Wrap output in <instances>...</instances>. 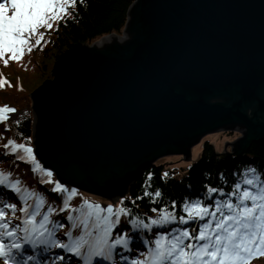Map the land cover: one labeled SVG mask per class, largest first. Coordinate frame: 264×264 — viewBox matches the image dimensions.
I'll return each instance as SVG.
<instances>
[{"label":"water","instance_id":"95a60500","mask_svg":"<svg viewBox=\"0 0 264 264\" xmlns=\"http://www.w3.org/2000/svg\"><path fill=\"white\" fill-rule=\"evenodd\" d=\"M29 97L42 167L111 203L209 133L238 132L223 155L240 157L264 137V0H134L121 34L65 50Z\"/></svg>","mask_w":264,"mask_h":264},{"label":"snow or ice","instance_id":"6c2138e0","mask_svg":"<svg viewBox=\"0 0 264 264\" xmlns=\"http://www.w3.org/2000/svg\"><path fill=\"white\" fill-rule=\"evenodd\" d=\"M76 3L77 0H0V61L5 66L10 61H20L26 51L31 52L41 44L45 32L40 29H53V22L58 26V22L71 15L69 10ZM5 85L11 86L0 76V88ZM16 111L8 104L0 106V122L8 121L10 114ZM2 147L18 160L34 164L33 172L41 168L30 144L9 138ZM42 171L49 179L41 178L39 182L54 183L50 191L62 197L59 209L52 204H47L45 209L43 195L21 186V180L13 179L11 171L0 170V186L5 190L0 192V260L3 264H28L35 260L34 255H23L25 245L32 249L43 246L45 252L58 248L81 258L83 264H92L94 257L118 264L114 258L117 249L128 253L119 256L125 264H248L254 255H264V172L254 166L232 173L238 178L231 184L230 191L225 192L222 186L205 185L203 194L186 197L179 205L180 215L176 214L177 201L171 200L170 205L151 207L150 211L156 215L144 218L133 215L132 209L125 206V200L130 199L126 197H121L116 205L107 206L85 199L81 207L73 208L69 201L77 194V189L52 181L50 170ZM167 175L164 173L161 178ZM152 177L149 172L142 195L131 199L132 205L145 197H150L152 203L162 197L159 188L148 191ZM218 179L227 183L224 173H219ZM6 192L17 197V202H10ZM213 194L217 195L210 202L204 198H211ZM65 210H69L66 220L71 222L70 229L62 233L66 240L57 235L65 224L52 218L53 214ZM74 212L78 215H73ZM122 217L125 218L123 224ZM189 221L198 223L191 228L186 226ZM72 229H78V234L74 235ZM145 234L153 235L144 238ZM64 259L63 255H54L50 264H62Z\"/></svg>","mask_w":264,"mask_h":264},{"label":"trees","instance_id":"16d2710c","mask_svg":"<svg viewBox=\"0 0 264 264\" xmlns=\"http://www.w3.org/2000/svg\"><path fill=\"white\" fill-rule=\"evenodd\" d=\"M133 1L83 0L81 2V0H77L75 7L69 10L71 15L65 20L58 22V26L57 22H53V29L47 31L40 29V31L45 32L41 44L34 47L31 52L26 51L20 61H10L7 66L0 61V76L11 85H5L0 88V106L8 104L17 110L14 118H10L6 122H0V170L11 171L13 179L21 180V186H27L38 195H43L46 198L45 209L47 204H52L57 209L61 207L62 197L50 191L53 183L39 184L37 180V169L39 168L33 172L34 164L30 161L25 163L18 160L15 154L10 152L3 154L4 149L2 146L9 138L14 139L18 143L26 142L32 146L33 115L30 93L45 79L50 78L51 68L57 56L65 50L79 43L92 44L111 33L121 34L127 19V10ZM32 43H35V37ZM16 121H19V123L17 124ZM5 125H7V130H5ZM29 137L31 139L27 140L26 138ZM163 163L155 162L152 165L145 166L133 184L128 186L127 192L123 197L130 198L125 200V206L132 209L133 215L139 214L141 218L155 216L156 213H152L150 208H159L164 204L170 205L171 200L177 201L176 214L180 215V203L186 197L195 198L203 194L205 185L222 186L227 192L231 190V184L238 178L233 176L232 173L241 172L245 166H254L264 172V137L257 143H251L248 151L240 157L218 154L215 152L213 145L205 141L198 158L188 166H172L168 168L164 167ZM149 172L153 174V177L148 191L154 192L159 188L162 192V197L156 203H152L150 197H145L143 200H137L136 205H132L130 200L142 195L144 191L143 185ZM164 173H168V175L162 179L161 177ZM219 173H224L227 183L219 181ZM48 179L47 177L46 181ZM51 180L56 181L54 173ZM67 188L72 189L71 187ZM4 191L3 187H1L0 192ZM5 194L9 197L10 202H17V197L13 194L10 192ZM89 195L77 189V194L73 196L69 203L73 208H79L83 200L91 198ZM216 195L213 194L211 198H204L210 202ZM29 202H32L31 198ZM68 211L57 212L52 217L54 220L65 224V228L57 233L58 237L64 240L67 238L62 233L69 230L71 225V222L66 220ZM73 215H78V213L74 212ZM124 219L122 217V224ZM197 223L196 221H189L186 226L195 228ZM72 231L74 235L78 234V229H72ZM152 235L145 234L144 238H151ZM134 247H138V244H134ZM140 250L143 249L141 248ZM121 254L128 255L121 249H117L114 258L119 259ZM263 262L264 256L259 255L253 262L250 261L248 264H264Z\"/></svg>","mask_w":264,"mask_h":264},{"label":"rangeland","instance_id":"374dc122","mask_svg":"<svg viewBox=\"0 0 264 264\" xmlns=\"http://www.w3.org/2000/svg\"><path fill=\"white\" fill-rule=\"evenodd\" d=\"M17 113H12L10 114V118H14L15 115ZM239 136L238 132H213V133H209L205 136H203L197 143H195L192 147H191V157L190 160L186 161L183 160V158H181L180 155H168V156H164L161 157L159 159L156 160V162H164L163 166L164 167H172V166H188L191 162H193L194 160H196L200 154V151L202 149V146L204 144L205 141L210 142L216 153L218 154H225L228 150H229V146L228 143L232 142L234 139H236ZM90 195H92L90 193ZM97 194H94L95 198H101V197H96ZM121 196H115L113 200L117 201L118 198ZM113 198V197H112ZM103 199V198H101ZM105 200V199H103ZM107 201V199L105 200ZM111 202H100L99 204H101L102 206H107L108 204H110ZM113 204V203H111ZM257 257H259V255H254L249 262H253V260H255ZM264 263V262H263Z\"/></svg>","mask_w":264,"mask_h":264},{"label":"bare ground","instance_id":"6f19581e","mask_svg":"<svg viewBox=\"0 0 264 264\" xmlns=\"http://www.w3.org/2000/svg\"><path fill=\"white\" fill-rule=\"evenodd\" d=\"M111 40H114V39L111 38V37H109V38L106 39L107 42H110ZM104 43H105V41L101 42L100 44L103 45ZM97 46H99V45H97Z\"/></svg>","mask_w":264,"mask_h":264}]
</instances>
